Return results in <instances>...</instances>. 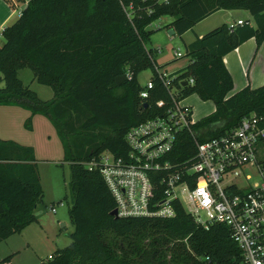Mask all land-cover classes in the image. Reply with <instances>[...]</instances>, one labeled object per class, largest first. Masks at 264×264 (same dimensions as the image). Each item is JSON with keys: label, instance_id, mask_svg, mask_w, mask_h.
I'll list each match as a JSON object with an SVG mask.
<instances>
[{"label": "trees", "instance_id": "16d2710c", "mask_svg": "<svg viewBox=\"0 0 264 264\" xmlns=\"http://www.w3.org/2000/svg\"><path fill=\"white\" fill-rule=\"evenodd\" d=\"M220 9L247 10L255 26L223 23L196 37L185 45L187 65L167 74L177 100L196 94L215 107L192 132L178 133L170 155L178 162L194 155L197 141L264 112V83L230 94L233 79L223 62L245 40L254 37L256 48L264 41V0H29L2 29L0 106L26 109L27 130L35 114L46 117L70 170L71 241L39 264H241L224 225L205 229L178 204L172 217H115V201L101 173L87 166L103 151L125 156L129 128L161 116L173 104L160 65L146 47L152 33L147 27L170 16L166 27L182 35ZM23 68L52 89L50 99L39 98L21 81ZM146 69L152 71L153 88L142 99L137 76ZM126 74L130 78L118 83ZM42 198L33 147L0 139V242L36 222Z\"/></svg>", "mask_w": 264, "mask_h": 264}, {"label": "built area", "instance_id": "2783aa9c", "mask_svg": "<svg viewBox=\"0 0 264 264\" xmlns=\"http://www.w3.org/2000/svg\"><path fill=\"white\" fill-rule=\"evenodd\" d=\"M174 56L181 53L174 51ZM160 78L173 104L161 116L129 128L125 156L103 151L87 166L98 168L118 217H172L178 204L205 229L224 225L240 250L241 264H264V112L197 141L194 155L174 162L170 155L178 133L192 132L196 121L183 99H176L167 74ZM152 88L149 79L140 97L146 99ZM50 211L55 212L53 205Z\"/></svg>", "mask_w": 264, "mask_h": 264}, {"label": "rangeland", "instance_id": "374dc122", "mask_svg": "<svg viewBox=\"0 0 264 264\" xmlns=\"http://www.w3.org/2000/svg\"><path fill=\"white\" fill-rule=\"evenodd\" d=\"M171 20L172 17L170 16H162L147 27L148 30L152 31L149 40L146 42L147 49H151L155 53H157L158 48L160 49L157 57L154 56L158 62L170 60L167 66H160V73H165L164 68H167V72L178 67L180 69L189 62V58L185 56V45L183 43L185 39H182L176 33L174 35L168 34L166 25ZM188 35L190 34H187V38L189 37ZM174 51L180 52L181 56L176 58L173 54ZM169 64L171 65L169 66ZM151 76L152 71L146 69L138 74L137 80L141 86H144ZM18 77L30 89L35 91L39 98L47 100L52 97V89L48 85L34 80L33 73L29 68L20 69ZM3 84V81H0V87ZM184 99L191 107L194 119H200L213 111V104L210 101H202L196 94H190ZM23 112V109L20 108H5V110H0V129L5 131L8 136L7 138L10 140L16 141V139L21 140L28 137L24 136L27 135V131L23 126L26 118ZM39 135L40 131H38L36 136ZM37 167L43 189V198L38 204L37 209L42 213L44 224L48 221V214L53 215L59 220L57 224L55 222L56 230L54 233V237H58L59 240L57 245H55V241L47 239L46 235L39 231L35 225L30 226L24 234H13L11 237L0 242V260L10 256L11 264H39L42 261L48 260V254L54 255L57 249L64 248L71 241L70 234L73 232L74 227L69 217L71 200L68 193V181L70 178L68 163L61 160L48 162L39 160L37 161ZM51 205L56 209L54 214L50 211ZM61 223L64 224V227ZM50 238H53L52 235ZM26 241L30 245L26 246ZM12 252H14L13 255ZM3 264H7V262Z\"/></svg>", "mask_w": 264, "mask_h": 264}, {"label": "crops", "instance_id": "0c3cea01", "mask_svg": "<svg viewBox=\"0 0 264 264\" xmlns=\"http://www.w3.org/2000/svg\"><path fill=\"white\" fill-rule=\"evenodd\" d=\"M28 1L29 0H0V29H3L4 27L12 24L20 16L21 11L25 8ZM238 20H242L243 22H248L249 25L255 26L252 16L247 10L220 9L210 14L209 16L205 17L201 21L197 22L191 29L185 31L180 36L182 37V39L184 38L186 41L185 42L183 40L184 45H187L191 43L196 37L198 36L201 37L206 32L210 31L211 29L223 23L227 25H236ZM167 30L169 35L175 34L174 31L173 33L169 32V30L171 29L167 28ZM187 34H190L188 35L189 36L188 38L186 37ZM157 50H158L157 53L153 52L155 57H157V54L160 53V49L158 48ZM169 61L170 60L168 59V60H161L160 62H158L156 58L157 64L160 66L162 65L164 67L168 65ZM223 62L233 79L234 87L230 94H233L234 92L244 88L245 86L256 88L264 83V41L259 45L258 48H256V41L254 37L245 40L244 42L239 44L236 48L225 54L223 56ZM170 65L171 64H169V66ZM164 69H165L164 72L166 74H172L180 70L179 67L170 72L166 71L167 68ZM182 103L189 107L192 114L191 107L189 106L188 103H186L185 99L182 100ZM5 108L23 109L18 106H0V110H5ZM214 110L215 107L213 105V111ZM23 111H24L23 112L24 117L26 116L27 118L29 116V112L26 109H23ZM194 120L198 121L199 119H194ZM31 124H32L31 130L25 129L27 131L26 132L27 135L24 136H28L25 137L26 139H21V140L16 139V141L15 140L13 141L22 145L33 147L37 161L43 160L45 162H48V161L62 160L63 158L62 145L59 141V138L57 137L55 129L48 121V119L42 115L35 114L32 117ZM38 131H40V135L36 136L38 134ZM7 137L8 136L6 135L5 131L0 129V139L10 140ZM35 215L37 219L36 222L27 225L25 228L22 229L20 233H16V234H21V233L24 234V232L30 226L35 225L39 231L43 232L46 235L47 239H49L50 241H55V245H57L59 239L58 237L56 238L54 237L55 235L54 233L56 230L55 222L57 224L59 220L53 215L48 214V221L44 224L42 221V213H40V210H38L37 208L35 211ZM61 225L64 226L63 223H61ZM32 230L35 231L34 228H32ZM51 235L53 238H50ZM25 243L26 246L30 245V243L27 241ZM17 251L18 250H16L15 252ZM13 254L14 252H12V255ZM7 264H11L10 260L9 262H7Z\"/></svg>", "mask_w": 264, "mask_h": 264}, {"label": "water", "instance_id": "95a60500", "mask_svg": "<svg viewBox=\"0 0 264 264\" xmlns=\"http://www.w3.org/2000/svg\"><path fill=\"white\" fill-rule=\"evenodd\" d=\"M169 32H170V33H173V30L171 29V30H169ZM125 79H126V76H121V77H119V78L117 79V82L119 83V82H121V81H124ZM186 84H187V82H183V85H186ZM111 214L114 215L115 217H118V216H117V212H116L115 209L111 212Z\"/></svg>", "mask_w": 264, "mask_h": 264}]
</instances>
